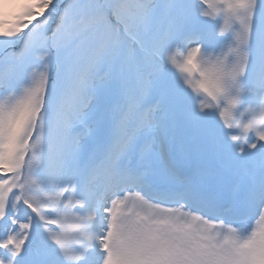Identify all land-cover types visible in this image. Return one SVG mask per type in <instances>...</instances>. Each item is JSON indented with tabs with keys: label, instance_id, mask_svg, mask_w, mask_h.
Masks as SVG:
<instances>
[{
	"label": "snow or ice",
	"instance_id": "1",
	"mask_svg": "<svg viewBox=\"0 0 264 264\" xmlns=\"http://www.w3.org/2000/svg\"><path fill=\"white\" fill-rule=\"evenodd\" d=\"M0 264H264V0H0Z\"/></svg>",
	"mask_w": 264,
	"mask_h": 264
}]
</instances>
